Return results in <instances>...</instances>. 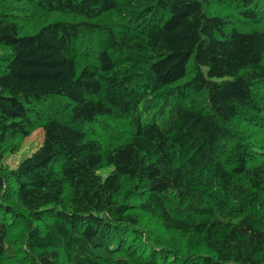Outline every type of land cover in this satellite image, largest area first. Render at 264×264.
I'll return each mask as SVG.
<instances>
[{
  "label": "trees",
  "instance_id": "1",
  "mask_svg": "<svg viewBox=\"0 0 264 264\" xmlns=\"http://www.w3.org/2000/svg\"><path fill=\"white\" fill-rule=\"evenodd\" d=\"M2 1L0 264H264V0Z\"/></svg>",
  "mask_w": 264,
  "mask_h": 264
},
{
  "label": "rangeland",
  "instance_id": "2",
  "mask_svg": "<svg viewBox=\"0 0 264 264\" xmlns=\"http://www.w3.org/2000/svg\"><path fill=\"white\" fill-rule=\"evenodd\" d=\"M3 5L6 7H9V1H2ZM226 7V6H224ZM222 7L223 11H229V8ZM9 11V9H7ZM35 19V17L33 18ZM34 20H29L28 22L20 21L22 25H24V30H30L32 22ZM41 19H39V22ZM38 23L37 25H39ZM39 28V27H38ZM42 141V132L38 130H34L29 137L22 140L20 149L15 154H10L6 156L4 159H2L3 165L8 167L9 169L14 168L24 157H27L31 155L39 146Z\"/></svg>",
  "mask_w": 264,
  "mask_h": 264
}]
</instances>
